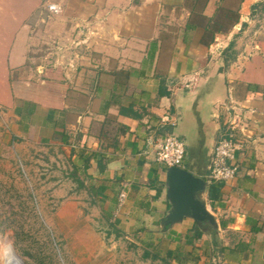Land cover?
<instances>
[{
  "label": "crops",
  "instance_id": "0c3cea01",
  "mask_svg": "<svg viewBox=\"0 0 264 264\" xmlns=\"http://www.w3.org/2000/svg\"><path fill=\"white\" fill-rule=\"evenodd\" d=\"M0 102L13 136L55 143L65 177L88 180L142 243L186 245L197 264H264V0H0ZM230 106L244 119L236 172L212 208L203 194L216 226L191 240L190 217L160 225L167 167L154 151L182 138V168L206 180Z\"/></svg>",
  "mask_w": 264,
  "mask_h": 264
},
{
  "label": "rangeland",
  "instance_id": "374dc122",
  "mask_svg": "<svg viewBox=\"0 0 264 264\" xmlns=\"http://www.w3.org/2000/svg\"><path fill=\"white\" fill-rule=\"evenodd\" d=\"M10 111L0 102V264H10L12 255L16 264H158L143 259L142 250L163 255L172 241L148 246L116 227L88 193V180L83 187L65 177L62 149L12 135ZM179 245L180 261L171 262L197 264Z\"/></svg>",
  "mask_w": 264,
  "mask_h": 264
},
{
  "label": "built area",
  "instance_id": "2783aa9c",
  "mask_svg": "<svg viewBox=\"0 0 264 264\" xmlns=\"http://www.w3.org/2000/svg\"><path fill=\"white\" fill-rule=\"evenodd\" d=\"M61 8V4L57 2L49 1L45 4V10L51 15L60 13ZM228 98L231 99L230 96ZM235 108L230 106V112L224 122V131L214 143L205 175V179L209 183L227 181L236 172L235 154L243 144L242 137L236 130L243 125L244 119ZM154 154L155 159L166 167L182 168L185 154L184 141L176 135H167L157 143ZM124 197L125 190L122 188L117 195L116 210L122 206ZM7 258L13 262L9 256Z\"/></svg>",
  "mask_w": 264,
  "mask_h": 264
},
{
  "label": "water",
  "instance_id": "95a60500",
  "mask_svg": "<svg viewBox=\"0 0 264 264\" xmlns=\"http://www.w3.org/2000/svg\"><path fill=\"white\" fill-rule=\"evenodd\" d=\"M208 185V181L194 176L184 168L167 167L164 187L169 209L160 225L165 227L183 217H190L200 230H203L200 227L202 223L215 227L214 217L208 211L203 198Z\"/></svg>",
  "mask_w": 264,
  "mask_h": 264
},
{
  "label": "trees",
  "instance_id": "16d2710c",
  "mask_svg": "<svg viewBox=\"0 0 264 264\" xmlns=\"http://www.w3.org/2000/svg\"><path fill=\"white\" fill-rule=\"evenodd\" d=\"M87 166V163H83V168ZM219 188H220V182H210L208 187H207V200L209 206L212 208L214 205V201L219 199L220 193H219ZM201 231L200 229L194 225L191 228V240H197L201 236ZM146 245H151V243H146ZM192 248L194 246L192 245ZM141 257L143 259H150L151 261H157L158 264H173L171 260L178 259L179 257L176 255V253L173 250H165L164 254H159L158 252L154 253H149L147 249H143L141 253ZM193 259V257L191 256ZM195 259V258H194ZM179 260V259H178ZM180 261V260H179ZM176 264H185L183 262H176Z\"/></svg>",
  "mask_w": 264,
  "mask_h": 264
},
{
  "label": "bare ground",
  "instance_id": "6f19581e",
  "mask_svg": "<svg viewBox=\"0 0 264 264\" xmlns=\"http://www.w3.org/2000/svg\"><path fill=\"white\" fill-rule=\"evenodd\" d=\"M12 256H14V255H12ZM12 256H11V261H13V259H12L13 257H12ZM14 261H15V260H14ZM11 264H16V263L11 262Z\"/></svg>",
  "mask_w": 264,
  "mask_h": 264
}]
</instances>
